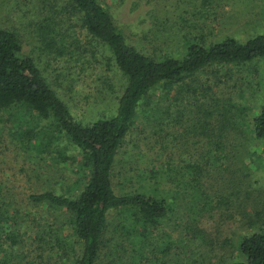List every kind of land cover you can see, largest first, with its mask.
Returning <instances> with one entry per match:
<instances>
[{
    "label": "rangeland",
    "instance_id": "1",
    "mask_svg": "<svg viewBox=\"0 0 264 264\" xmlns=\"http://www.w3.org/2000/svg\"><path fill=\"white\" fill-rule=\"evenodd\" d=\"M99 1L129 42L152 57L183 58L193 45L210 48L227 38L245 43L264 34V0ZM30 7L29 0H0V28L20 35L23 54L36 58L45 78L78 121L87 123L111 114L114 99L121 95L125 81L110 53L102 45L90 44L80 22L71 20V31H67L69 27L56 26L60 30L58 40L66 57L74 49L81 60L75 63L45 55L36 43V22L28 19ZM66 17L63 13L53 20L62 26ZM29 23L34 25L30 27ZM185 83L182 90L158 89L152 94L151 106L145 108L150 110V118L144 114L140 117L125 140L113 172V186L119 194L135 192L140 184L148 182L159 183L162 195L180 189L176 215L152 231L149 247L139 244L142 249L134 258L133 252H138L133 242L136 240L127 235L116 239L114 226L124 219L113 214L99 264H228L238 256L240 237L252 232L248 217L254 216L264 199V140H248L251 131L243 126L247 117L242 110L254 115L256 109L264 106V57L244 65H212ZM167 99L171 101L169 105L164 103ZM4 119L0 124V181L9 201L26 206L32 194L57 189L69 195L75 186L77 190L81 188L86 176L75 172L79 170L80 156L75 163L67 164L73 166L49 167L52 164L48 160L26 154L17 137L18 123L16 128L8 115ZM223 125L227 128L224 132ZM217 126L221 135L211 132ZM218 143L223 145L230 163L237 165H217L216 174L210 171L203 176V191L207 198H223V189L230 185V171L238 169L239 175L234 179L242 182L235 185L234 191L241 193L243 204H235L232 209L217 204L211 211H202L190 187V167L202 162V157L208 156ZM49 159H53L51 155ZM38 174L40 182L35 176ZM234 191L226 196H232ZM246 193L249 195L243 196ZM192 216L198 217L203 239H194L190 229ZM39 217H29V221ZM168 233L176 240H185L176 242L175 251L168 252L160 242ZM191 238V245L186 246Z\"/></svg>",
    "mask_w": 264,
    "mask_h": 264
},
{
    "label": "trees",
    "instance_id": "2",
    "mask_svg": "<svg viewBox=\"0 0 264 264\" xmlns=\"http://www.w3.org/2000/svg\"><path fill=\"white\" fill-rule=\"evenodd\" d=\"M29 1L28 19L36 22V43L45 55L79 62L81 57L74 49L66 57L56 26L69 27L67 31H71V20L80 22L90 38L89 43L102 45L110 53L125 83L121 95L114 99L111 114L82 123L45 78L36 58L23 54L20 35L0 28V124L4 123L5 115L14 127L18 123L21 148L28 156L48 160L52 164L49 167L73 166L67 164L75 163L80 156L79 170L75 172L86 176L81 188L77 190L75 186L69 195L57 189L46 190L28 196L26 206L9 201L4 183L0 181V264H99L113 214L124 219L114 226L118 233L116 239L127 235L136 240L133 242L138 252L133 254L137 258L142 249L139 244L149 247L152 231L156 232L176 215L181 192L179 189L162 195L159 183L148 182L140 184L135 192L117 193L113 172L125 140L143 114L150 118V110L145 108H150L152 94L158 89L170 92L178 87L182 90L188 78L212 65H244L263 58L264 34L245 43L227 38L210 48L193 45L183 58L152 57L129 42L99 0ZM63 13L68 17L63 20L64 25H56L55 18ZM32 25L34 23H29L30 27ZM243 94L240 97L243 98ZM164 103L169 105L171 101L167 99ZM242 111L247 117L243 126L251 131L248 140H264V106L256 109L254 115L250 110ZM223 129L227 130L224 125ZM222 130L217 126L211 132L221 135ZM243 142L247 143L245 139ZM239 161L244 165L242 158ZM217 165H237L230 163L219 143L208 156L202 157V162L190 167V187L202 211H211L217 204L231 209L235 204H243L241 193L234 191L235 185L242 182L234 179L239 175L238 169L230 171L227 179L230 185L223 189V198H207L202 178L210 171L216 174ZM35 176L37 182L42 181L40 174ZM248 184L252 187L250 182ZM233 191L232 196H226ZM258 206L253 217L247 215L252 232L240 237L236 247L238 256L228 264H264V199ZM36 215L40 217L29 221V217ZM190 229L195 240L203 239L198 217L192 216ZM192 240H187L186 246H190ZM160 242L170 252L177 247L176 242L185 240H176L168 233ZM142 256L145 258L144 253Z\"/></svg>",
    "mask_w": 264,
    "mask_h": 264
}]
</instances>
